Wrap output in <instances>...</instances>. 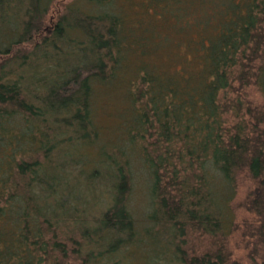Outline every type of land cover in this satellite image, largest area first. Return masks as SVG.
<instances>
[{"label": "trees", "instance_id": "1", "mask_svg": "<svg viewBox=\"0 0 264 264\" xmlns=\"http://www.w3.org/2000/svg\"><path fill=\"white\" fill-rule=\"evenodd\" d=\"M58 1L0 0V264H124L118 254L140 241L123 149L101 147V164L75 169L74 150L99 138L95 86L121 77L129 54L143 57L128 131L149 172L148 264L163 253L170 264H238L217 187L230 207L240 172L253 182L243 207L264 252V103L243 93L264 91V0H139L148 20L127 17L135 0ZM153 18L182 44L160 38ZM179 47L190 57L171 68ZM161 54L164 66L152 61ZM192 231L210 247L188 245ZM257 245L252 264H264Z\"/></svg>", "mask_w": 264, "mask_h": 264}, {"label": "rangeland", "instance_id": "2", "mask_svg": "<svg viewBox=\"0 0 264 264\" xmlns=\"http://www.w3.org/2000/svg\"><path fill=\"white\" fill-rule=\"evenodd\" d=\"M58 6L60 3L58 0H54ZM69 5L80 6L85 10H92V7L86 0H64ZM139 0L131 2L127 6V17L135 19V16H141L144 20L148 16L144 13L145 10L140 6ZM55 9H52L51 15H54ZM154 23L159 25L158 29H162L160 32V38L168 35L171 37V46L175 45L174 40L179 39L175 36L172 30H165L162 21L159 18H153ZM79 34L74 32L73 35ZM177 37V38H176ZM183 46V45H182ZM171 47V49H172ZM175 52V59L171 68L178 66L183 58L190 57L185 47H179ZM145 58V57H144ZM143 57L136 54H129L127 62L124 65L125 69L122 72V76L117 80L101 84L98 83L95 86V93L93 96V121L97 127L99 138L97 142L92 145H81L74 151L78 156L81 164H77L75 169L79 166L86 171H90L95 166L101 164L104 157L101 155V147L108 148H121L125 152L130 162L131 168V191L129 193L127 206L133 217L137 238L140 239L138 243L128 246L126 250H123L118 254V258H122L124 264H148L149 258L152 256L151 247L148 243L151 233H156V229H151V225L148 221V213L150 209L149 198V172L142 159V149L140 140L132 141L129 135V125L132 124L134 106L132 99L128 93L129 81L133 78L137 66L142 62ZM164 54L156 56L152 61H156L164 66L166 62L164 60ZM148 62H151L150 57L147 58ZM181 65V64H180ZM244 96L249 99L252 104L264 103V91L259 86L251 84L246 87ZM243 96V97H244ZM233 117H230L228 121H232ZM84 160H81V158ZM79 162V163H80ZM79 169V168H78ZM79 172V171H78ZM78 172L76 174H78ZM108 178V177H107ZM253 186L252 180L249 178L246 172H240L237 177V187L235 194L230 198L228 202L229 206L225 204L226 192L218 185L217 196L222 201L224 218L227 220L225 229L228 231L225 237H222L223 243L231 252L232 258L238 264H252V256H255L257 261H260V256L250 252L257 245L255 244V238L250 234L249 224L254 222L253 214L248 212L244 206V199L248 190ZM85 187V186H84ZM86 188V187H85ZM102 204H105L110 196L109 185H102ZM230 220H232V226L230 227ZM230 228V229H229ZM152 231H151V230ZM187 244L192 245L197 251H204L211 245V238L207 235L200 234L199 231H192L187 235ZM259 253L263 252V247L257 245ZM164 248V247H163ZM169 253L159 254L158 262L163 264H170ZM260 258V259H259Z\"/></svg>", "mask_w": 264, "mask_h": 264}]
</instances>
